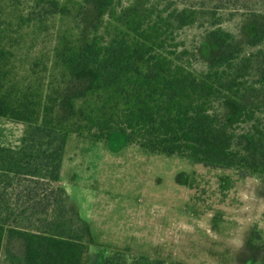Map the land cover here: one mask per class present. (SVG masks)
Returning a JSON list of instances; mask_svg holds the SVG:
<instances>
[{
  "label": "trees",
  "instance_id": "trees-1",
  "mask_svg": "<svg viewBox=\"0 0 264 264\" xmlns=\"http://www.w3.org/2000/svg\"><path fill=\"white\" fill-rule=\"evenodd\" d=\"M13 1L0 0V118L25 127L19 146L0 144V264H87L85 226L59 182L70 133L121 132L148 151L264 174V24H252L246 50L214 21L208 34L220 55L198 71L174 42L202 14L191 6L86 0L98 11L90 28L65 27L45 48L48 15L66 17L68 4ZM84 68L97 76L91 85ZM215 103L231 110L221 117ZM105 264L129 261L116 251Z\"/></svg>",
  "mask_w": 264,
  "mask_h": 264
},
{
  "label": "rangeland",
  "instance_id": "rangeland-1",
  "mask_svg": "<svg viewBox=\"0 0 264 264\" xmlns=\"http://www.w3.org/2000/svg\"><path fill=\"white\" fill-rule=\"evenodd\" d=\"M35 1L13 3L29 9ZM133 1L121 0V6ZM141 1L156 2L159 8L172 1V7L202 11L194 24L174 32V42L190 50L183 61L198 71L220 55L208 34L214 21H221L215 26L234 33L244 46L252 24H264V0ZM63 2L68 4L66 17H47L45 48L65 27L85 33L98 17L94 3ZM79 77L88 85L97 78L88 68ZM214 109L221 117L231 110L217 103ZM24 127L0 118V139L10 134L13 141ZM61 168V184L71 197L68 203L85 226L87 264H105L116 251L125 252L129 264H142L132 262L137 255L169 264H263L264 174L148 151L127 143L121 132L107 140L68 134Z\"/></svg>",
  "mask_w": 264,
  "mask_h": 264
},
{
  "label": "crops",
  "instance_id": "crops-1",
  "mask_svg": "<svg viewBox=\"0 0 264 264\" xmlns=\"http://www.w3.org/2000/svg\"><path fill=\"white\" fill-rule=\"evenodd\" d=\"M18 123V122H17ZM12 135H10V134H6V135H3L2 136V138L0 139V144L1 145H6V146H13V147H17V146H19L20 145V141H21V137H22V135L19 133V135H15V139H13V141H12V139H10V137H11ZM14 136V135H13ZM6 138H9L8 139V142H5L3 139H6ZM62 169V168H61ZM60 175H61V173H60ZM59 182H60V184H61V176H60V178H59ZM62 185V184H61ZM64 186V188L66 189V191H67V193H68V196H69V200H70V195H69V189L66 187V185H63ZM73 202V201H72ZM71 202V204H73ZM74 208H75V206L74 205H72ZM77 211V210H76Z\"/></svg>",
  "mask_w": 264,
  "mask_h": 264
}]
</instances>
